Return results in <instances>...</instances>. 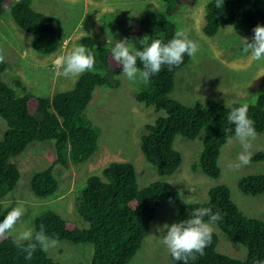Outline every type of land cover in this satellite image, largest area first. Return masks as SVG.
<instances>
[{
    "label": "trees",
    "instance_id": "obj_1",
    "mask_svg": "<svg viewBox=\"0 0 264 264\" xmlns=\"http://www.w3.org/2000/svg\"><path fill=\"white\" fill-rule=\"evenodd\" d=\"M166 4V17L159 20L141 19L137 24L124 29L123 40L127 39L142 50L141 40L148 37V43L160 39L167 43L178 30L169 17L173 11L194 6L197 0H161ZM32 0H0V16L10 14L21 31L32 38V48L43 55H52L59 48L60 37L56 34L57 20L36 12ZM201 32L214 37L223 26L235 31L254 35L253 28L264 25L262 0H223L220 8L215 0H209L204 9ZM59 30V29H58ZM80 46L91 50L95 57L94 69L79 75L72 89L54 94L52 97H33L22 88L10 86L3 81L6 63H0V119L4 131L0 137V201L11 193L20 178L16 161L33 143L52 141L53 163L35 172L29 182L32 193L41 199L53 197L59 189L57 171L77 168L89 160L97 150L98 134L86 119L84 112L92 100L96 88L110 85L109 77L120 76L122 65L111 56V49L94 47L90 36L78 40ZM190 58L184 55L183 62L171 70H162L144 84L143 90L135 94V100L152 107L154 113L163 112L153 123L144 126L139 138L140 151L144 159L155 168L160 177L173 175L181 165L182 158L173 148L177 136L194 140L200 135L202 150L192 164L211 179H218L221 171L218 158L221 148L235 135V125L228 123L232 107L243 102L228 105L208 99L205 104L184 105L173 98L172 92L176 72L186 65ZM137 65H140L139 60ZM248 104V118L254 122L256 133H264V108ZM160 115V114H159ZM24 154L20 157L22 158ZM264 162V149L251 156L250 163ZM69 176L68 173H65ZM239 190L250 196L264 194V174H251L238 180ZM75 198L74 211L78 222L65 219L52 209H46L35 216L32 226L39 231L45 226L46 234L57 241L73 244H90L93 252L89 264H129L142 246L155 212L160 206H177L174 223L188 218L197 207H210L213 213L219 211L222 219L214 225L226 237L246 249L244 260L233 259L217 251L218 240L212 233L211 243L204 249V255L197 254L189 264H253L254 259L264 260V221L242 214L231 200L224 185H216L207 192L203 202L181 203L175 187L163 180L139 187L133 164L113 162L107 165L101 175L89 176L79 188ZM5 211L1 210L0 220ZM208 222V217H205ZM172 264H183L174 260ZM0 264H62L52 259L48 252L37 250L31 260L13 242L12 235L0 238Z\"/></svg>",
    "mask_w": 264,
    "mask_h": 264
},
{
    "label": "rangeland",
    "instance_id": "obj_2",
    "mask_svg": "<svg viewBox=\"0 0 264 264\" xmlns=\"http://www.w3.org/2000/svg\"><path fill=\"white\" fill-rule=\"evenodd\" d=\"M208 1L197 0L194 6L175 9L169 17L178 30H182L199 47L195 56L176 72L173 98L184 105L205 104L206 100L215 99L224 105L243 102L264 108V61H249V53L244 51L243 43V38L250 39L247 33L223 26L212 38L202 34L200 26ZM262 6L264 8V0ZM31 7L57 20L59 30L56 34L60 37L57 51L52 55L34 51L31 36L19 29L9 12L0 16V50L6 63L3 81L6 80L12 87L17 86L19 81L30 96L37 98L52 97L73 88L78 77H57L55 62L80 46L78 40L81 37L90 36L94 47L101 45L110 50L116 41L123 40L125 28L144 18L159 20L166 17V4L161 0H32ZM108 78L110 85L95 89L84 112L99 136L97 150L77 168L57 171L59 189L53 197L37 198L29 185L35 172L53 163V142L33 143L27 147L22 158L23 154L17 157L20 178L15 189L0 201L4 217L11 207L23 206L27 209L16 231L33 228L35 216L46 209L55 210L63 218L78 222L74 202L79 188L89 176L101 175L102 170L113 162L133 164L140 188L158 180L172 185L177 189L181 203L189 198L191 203L203 202L210 188L224 185L244 216L264 221V194L245 195L238 188L241 177L264 174V162L249 163L239 169L229 167L242 151L235 135L220 150L218 166L221 174L218 179H211L192 168L202 150V135L194 140L177 136L173 148L181 155V165L173 175L160 177L144 159L139 138L144 133V126L153 123L163 112L156 114L152 107L145 108L135 100V94L143 90L144 84H133L124 74ZM3 131L4 123L0 119V137ZM251 145V156L263 150L264 133H257ZM190 188L196 191L192 193ZM176 214L177 206L173 205L160 206L156 210L142 246L129 264H172L162 239L166 234L164 226L173 224ZM212 227L218 240L217 251L233 259L244 260L246 249L226 237L215 225ZM47 252L62 264H89L93 249L90 244L59 241Z\"/></svg>",
    "mask_w": 264,
    "mask_h": 264
},
{
    "label": "clouds",
    "instance_id": "obj_3",
    "mask_svg": "<svg viewBox=\"0 0 264 264\" xmlns=\"http://www.w3.org/2000/svg\"><path fill=\"white\" fill-rule=\"evenodd\" d=\"M222 3L223 0H215V7L220 8ZM252 31L254 35L251 42L243 38L244 51L249 53L250 62L264 61V25H257ZM141 44L142 50H136L134 44L124 39L116 41L111 48L113 60L118 65H122V73L133 84H148L150 78L158 74L163 66H167L169 70L174 66L178 67L183 62L185 54L194 57L199 50L197 43L189 40L182 30H177L174 37L167 43L160 39H153L151 43H148V37L145 36ZM138 60L142 67L137 65ZM3 61L4 56L0 50V63ZM55 63L57 77L74 78L93 70L95 57L91 50L84 46H76L68 55L59 58ZM248 107L246 103L232 107L227 117L228 123L235 125V136L242 148L236 161L228 165L235 169L250 163L251 141L257 135L254 122L247 115ZM189 190L192 193L196 191L195 188ZM184 202L191 203V198ZM26 211L27 209L23 206L11 207L8 210L7 215L0 220V238L14 233V244L24 253L26 260H31L38 249L46 252L50 247H55L58 241L46 234L44 225H40L39 231L33 228H22L16 231V226L22 222ZM205 217H208V222H205ZM220 219L222 216L219 211L213 213L210 207H197L192 210L187 219L164 226L166 234L163 236L162 243L174 260L189 264L190 260H196L197 254L204 255V249L211 243L212 225ZM253 264H264V260L254 259Z\"/></svg>",
    "mask_w": 264,
    "mask_h": 264
}]
</instances>
